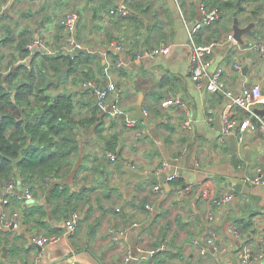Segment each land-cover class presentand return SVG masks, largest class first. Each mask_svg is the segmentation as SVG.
<instances>
[{
	"label": "crops",
	"instance_id": "obj_1",
	"mask_svg": "<svg viewBox=\"0 0 264 264\" xmlns=\"http://www.w3.org/2000/svg\"><path fill=\"white\" fill-rule=\"evenodd\" d=\"M101 1L0 0V8H4L0 16V75H7L18 64L30 63L33 53L65 50L69 35L58 40L57 28L75 11L80 15L77 31L83 34L81 46L98 56L92 64L95 81L106 83L108 76L115 81L117 90L112 98L124 111L117 117L104 113L95 125H81V155L74 170L50 185L58 182L72 193L85 195L77 209L80 220L75 232L66 227L70 216L54 218L49 189L33 190L34 202L27 206L36 202L44 205L49 211L46 226L26 224L22 218L25 203L20 201L21 206H17L12 202L16 198H11L7 210L18 213L21 225L11 229L0 222V264H242L240 252L245 246L252 249L255 264H264V186L250 181L264 174V106H256L254 113L230 106V98L199 88L192 80L190 30L201 20L200 4L205 2L176 0L179 10L175 11L168 0H111L116 5L126 4L132 16L144 22L138 27L132 16L120 18L107 7L99 12L96 8ZM240 1L238 15L247 24L256 2ZM242 7L245 11H240ZM220 11L221 18L204 26L195 40L199 44L217 42L214 68L223 67V80L236 94L245 86L264 88V54L257 46V33L244 37L248 42L245 46L235 38L228 40L234 34V11ZM37 39L44 46L33 52L29 45ZM25 41L29 42L24 49L31 52L23 57L18 46ZM114 43L123 49L117 51ZM163 45L171 46L169 54H148ZM142 53L144 56L138 58ZM114 56L124 62L121 67L115 64L118 59ZM62 92L75 97L77 118L93 117L96 99L83 83L64 80L55 93ZM141 95L146 118L130 126L127 119L136 114ZM176 98L180 103L163 105ZM221 111L222 117L230 113L238 123L251 119L257 128L247 129L242 141L235 133L233 145L232 134L224 137L223 123H217ZM187 120L192 121V129L184 127ZM108 138L115 142V151L108 150ZM234 157L243 163L236 167ZM121 161L142 176L125 182L128 174ZM82 163L85 168L78 173ZM170 175L177 179L169 181ZM158 185L163 187L156 191ZM187 186L193 187L190 193ZM93 187L97 189L92 191ZM17 191H22L19 186ZM204 191L211 192L209 198L202 196ZM225 193L234 194L232 205L218 208L212 199ZM4 194L0 187V211ZM211 214L215 219L210 223ZM243 216L253 218L255 229L238 239L232 229L235 220ZM209 227L216 233L220 251L202 254ZM124 230H128L125 235H115ZM42 235H60L61 240L40 250L35 238ZM163 245L165 249L149 255ZM129 252L132 259L125 262Z\"/></svg>",
	"mask_w": 264,
	"mask_h": 264
},
{
	"label": "trees",
	"instance_id": "obj_2",
	"mask_svg": "<svg viewBox=\"0 0 264 264\" xmlns=\"http://www.w3.org/2000/svg\"><path fill=\"white\" fill-rule=\"evenodd\" d=\"M203 1L206 5L218 7L220 10L236 9L235 0L224 3L220 0ZM251 1L256 3L251 9L248 22L263 14L264 0ZM115 6L116 4L111 0H102L101 6L96 9L100 12L99 8L107 7L111 11ZM240 11H245V7ZM131 16L132 12L129 17ZM132 18L138 27L144 25L137 16ZM64 28V25L57 28L56 36L60 41L61 37L62 39L68 37ZM254 31L259 42L264 40V26ZM82 37L83 34L79 31V44ZM28 42L25 41L18 46L23 57L31 52L24 49ZM96 59L98 60L96 54H79L74 59L71 69L60 78L59 83H50L49 79L59 77L61 70L69 64L65 50L60 49L53 54L33 53L30 63L18 64L7 75H0V187L16 181L22 182L34 191L49 189L53 206L52 214L57 219L62 217L66 219L76 212L85 195L79 192L72 193L68 186L58 182L50 185L54 180H59L74 170L81 155L78 131L80 126L95 125L104 116L96 105L93 117L77 118L76 99L71 93L62 92L56 98L54 96L64 80L72 79L75 83L83 84L95 80L92 64ZM15 60L12 61L13 64ZM51 105L52 110L49 109ZM112 140L107 139V147L108 150L115 151L116 144ZM233 162L236 167L243 163L236 157L233 158ZM84 168L82 163L77 172ZM96 189L93 187L92 191ZM12 202L21 206V202L17 199H13ZM22 210V218L26 224L36 222L46 226L44 220L49 211L44 205L36 202L30 207H23ZM235 223L246 237L255 229L252 217L243 216L235 220Z\"/></svg>",
	"mask_w": 264,
	"mask_h": 264
},
{
	"label": "built area",
	"instance_id": "obj_3",
	"mask_svg": "<svg viewBox=\"0 0 264 264\" xmlns=\"http://www.w3.org/2000/svg\"><path fill=\"white\" fill-rule=\"evenodd\" d=\"M201 11V20L197 22L190 30L191 35V43H190V71L192 80L199 88L205 87V89L209 92L214 93H222L228 98L231 99L230 106H240L246 111L250 113H254V108L256 106H264V88L261 85H250L245 86L242 90L236 94L234 91L229 89L224 80H223V72L224 69L222 66H217L214 68L216 64L215 50L218 47L217 42H210L207 44H199L195 40V34L199 32L204 26L212 25L214 22L218 21L222 12L216 8L206 5L205 3L200 4ZM4 8H0V16L3 14ZM111 14L116 15L120 18L129 17L131 14V10L124 3L117 4L110 11ZM80 21V15L73 11L67 14L64 20V26L67 34L69 35V46L65 48V51H72L76 46H81V44L77 43L74 40L72 34L76 30V26ZM234 38L233 34L228 36V40H232ZM114 48L119 51L123 49L122 45L118 43H114ZM37 47L38 49L42 48L43 42L41 39L35 40L32 44L29 45V49L31 50L33 47ZM258 48L264 54V40H261L257 44ZM171 51L170 45H163L155 47L148 51V54L151 56H164L169 54ZM144 54H139L138 58H142ZM124 64L122 59H118L116 61V65L121 67ZM237 70L241 72V67H238ZM83 86L90 90L96 99V105L101 113H107L113 117L120 116L124 113L119 103L115 101L112 97L115 91L117 90V85L115 81L108 76V80L106 83H100L95 80H89L83 84ZM173 103H180V99H169L163 103V105L167 106ZM210 118V117H209ZM212 119V118H210ZM213 120V119H212ZM127 122L130 126H135L137 120L128 118ZM223 123V136L227 137L233 132H236L237 138L239 141L243 140V134L247 129H256L257 125L251 119H246L241 123H238L230 113H226L222 117ZM184 127L188 129H192V121L187 120L184 123ZM262 128H264V124H262ZM238 131V133H237ZM141 133L140 130H137V134ZM110 158L114 161L117 160L116 155L110 154ZM176 179V175H170L168 177L169 181H173ZM254 184L263 185L264 186V174L252 178L250 180ZM18 186L21 188V192L17 191ZM162 185H158L155 187V190H161ZM193 189L192 186H187V192H191ZM3 207L0 211V222L2 226L5 228H14L19 229L21 222L16 212H9L7 210V206L10 204L11 198H16L19 201L25 203V207L34 202L35 196L33 190L24 185L22 182L12 181L11 183L3 186ZM211 192L204 191L202 194L203 197L209 198ZM234 198L233 193H225L220 197H213L212 202L218 208H223L229 203L232 202ZM149 209L153 207L148 206ZM215 219V215L211 214L209 217V222H213ZM80 220V213L73 212L70 217L66 220V227L69 232H75ZM136 226V224H135ZM233 234L238 239H243L246 236L237 228L234 227L232 229ZM128 230L121 231L120 233H115V235H125ZM61 240L60 235H42L35 238V244L38 247H45L46 245H50L53 243H58ZM217 236L213 228L209 227L208 235L205 240V246L202 248V254H207L210 252H219L220 248L217 244ZM196 244H199L198 240H195ZM165 249V245L156 250L149 251V255H154L158 251ZM132 259V255L129 252L125 258V262H129ZM240 260L242 264H255L253 261V252L252 249L248 246L242 248L240 252Z\"/></svg>",
	"mask_w": 264,
	"mask_h": 264
},
{
	"label": "water",
	"instance_id": "obj_4",
	"mask_svg": "<svg viewBox=\"0 0 264 264\" xmlns=\"http://www.w3.org/2000/svg\"><path fill=\"white\" fill-rule=\"evenodd\" d=\"M171 4V6L173 7V9L175 11H178L179 10V7L177 6V3H176V0H168ZM241 7V1L239 0L236 4V8L237 10L234 11V18H233V30H234V38L238 41V43L242 46H245L248 44V42H246L244 40V37L251 33L252 31L256 30V29H260L264 26V16L263 15H259L256 19H253L251 21H249L247 24H243L241 22V19L238 15V10L240 9ZM96 16V14H95ZM78 25L76 26V30L75 32L72 34V36L74 37V40L79 43L78 41ZM94 30V21L91 22V25H90V31L91 33L93 32ZM33 52H36L38 51V48L37 47H33L31 49ZM89 52V49L87 48H83V47H80V46H76L72 51H65V54L67 55L68 59H69V64L64 67L62 70H61V73H60V76L57 77V78H50L49 79V82L51 83H58L60 78L65 76L67 74V72L71 69V67L73 66V62H74V59L81 53H88ZM56 96H54V98H56ZM142 100H143V95H141V99L139 101V103L136 105V114L133 116V119L135 120H139V119H145L146 115H145V112L143 110V106H142ZM52 105L50 106V110H52ZM255 112H257L258 114L260 115H263L262 112H260L258 109H255ZM222 114H223V111L220 112L219 114V117H218V122L219 124H221L222 122ZM236 132H233V134L231 135V140H232V143L233 145H236V135H235ZM118 158L120 159V154H118ZM124 169H125V172L128 174V177L126 178L125 182H130L131 180L133 179H138L142 176V174L140 172H138L137 170H135V168H133L132 166H126L125 163H123V161H121ZM163 180L164 181H167V175H164L163 176ZM167 186H170V183H167ZM232 203H229V206H231ZM122 210H124V206L122 208ZM13 229V228H11ZM40 250H42V247H39ZM6 252V248H4V256H6L5 254Z\"/></svg>",
	"mask_w": 264,
	"mask_h": 264
},
{
	"label": "rangeland",
	"instance_id": "obj_5",
	"mask_svg": "<svg viewBox=\"0 0 264 264\" xmlns=\"http://www.w3.org/2000/svg\"><path fill=\"white\" fill-rule=\"evenodd\" d=\"M55 92V91H54Z\"/></svg>",
	"mask_w": 264,
	"mask_h": 264
}]
</instances>
